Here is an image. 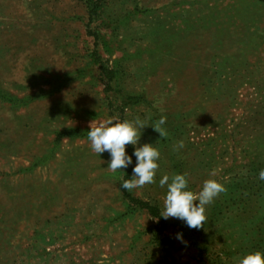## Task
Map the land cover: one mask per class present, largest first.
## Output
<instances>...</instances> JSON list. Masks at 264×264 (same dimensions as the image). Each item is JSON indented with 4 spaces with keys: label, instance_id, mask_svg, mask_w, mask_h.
I'll use <instances>...</instances> for the list:
<instances>
[{
    "label": "rangeland",
    "instance_id": "374dc122",
    "mask_svg": "<svg viewBox=\"0 0 264 264\" xmlns=\"http://www.w3.org/2000/svg\"><path fill=\"white\" fill-rule=\"evenodd\" d=\"M107 118L149 124L155 183L124 193L135 157L91 151ZM261 169L264 0H0V264H238L264 252ZM176 173L226 189L199 230L125 195L160 214Z\"/></svg>",
    "mask_w": 264,
    "mask_h": 264
},
{
    "label": "clouds",
    "instance_id": "9594fccd",
    "mask_svg": "<svg viewBox=\"0 0 264 264\" xmlns=\"http://www.w3.org/2000/svg\"><path fill=\"white\" fill-rule=\"evenodd\" d=\"M166 117H161L159 121L151 127L159 133L161 137L167 135L163 129ZM149 124L137 118L133 121H117L107 118L102 121L90 123L87 132L91 151L101 155L105 152L109 155L107 167L110 171L127 169L132 167L131 179H122L120 188L126 191L139 189L146 184L155 183L156 172L159 168L158 161L160 152L152 143L138 144L141 130ZM126 145L133 146L131 155L126 153ZM184 147L183 141H179L174 146V151ZM258 179L264 181V169L258 172ZM159 187L166 188L163 200V210L159 216L165 220L176 218L182 221L190 229H201L207 222L205 209L207 205L214 202L219 194L226 191L225 187L215 179H207L203 182L199 193H193L188 189L186 174L176 173L171 177L167 174L159 179ZM176 239L183 241L181 233L176 234ZM238 264H264V252L253 251L240 256Z\"/></svg>",
    "mask_w": 264,
    "mask_h": 264
},
{
    "label": "trees",
    "instance_id": "16d2710c",
    "mask_svg": "<svg viewBox=\"0 0 264 264\" xmlns=\"http://www.w3.org/2000/svg\"><path fill=\"white\" fill-rule=\"evenodd\" d=\"M128 150H130V148H129ZM128 150H126V153H127V154H129V153H128ZM128 169H130V168H128ZM122 190H123V189H122ZM123 192L126 193V190H123ZM125 195H127L128 198H129L131 201L137 202L139 205H143L144 208H145L146 210H148L152 215H154V216H156V217L162 219V218L159 216V213L157 212V210H156V208H155L154 206H152V205H150V204H148V203H146V202H143V201H141V200H138V199H136V198H133V197H131V196L128 195V194H125ZM158 224H159V223H158ZM163 238H164V239H163ZM160 241H165V242H166L167 239H166V237H162V239H161Z\"/></svg>",
    "mask_w": 264,
    "mask_h": 264
}]
</instances>
